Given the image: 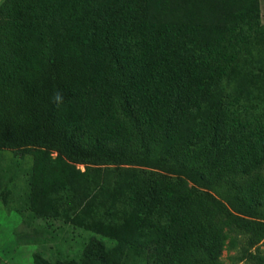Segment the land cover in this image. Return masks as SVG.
Instances as JSON below:
<instances>
[{"label":"trees","instance_id":"obj_1","mask_svg":"<svg viewBox=\"0 0 264 264\" xmlns=\"http://www.w3.org/2000/svg\"><path fill=\"white\" fill-rule=\"evenodd\" d=\"M0 148L36 216L111 242L34 264H227L264 240L259 0H1Z\"/></svg>","mask_w":264,"mask_h":264},{"label":"rangeland","instance_id":"obj_2","mask_svg":"<svg viewBox=\"0 0 264 264\" xmlns=\"http://www.w3.org/2000/svg\"><path fill=\"white\" fill-rule=\"evenodd\" d=\"M259 7L264 25V0H259ZM32 163L30 148H0V264H34L35 253L51 262L77 259L91 238L111 244L93 231L32 212L29 207ZM77 166L84 169V164ZM187 181L191 186L203 188L197 180ZM213 193L220 197L217 192ZM239 243L225 246L221 260L227 264H254V256L264 254V240L249 247ZM129 264L145 263L138 259Z\"/></svg>","mask_w":264,"mask_h":264},{"label":"clouds","instance_id":"obj_3","mask_svg":"<svg viewBox=\"0 0 264 264\" xmlns=\"http://www.w3.org/2000/svg\"><path fill=\"white\" fill-rule=\"evenodd\" d=\"M55 99H56V100H59V99H60L59 94H56V95H55Z\"/></svg>","mask_w":264,"mask_h":264}]
</instances>
